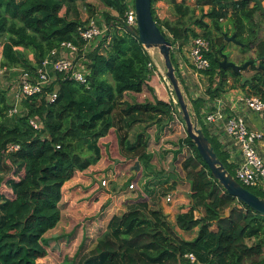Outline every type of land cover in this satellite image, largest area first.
Here are the masks:
<instances>
[{
  "label": "trees",
  "instance_id": "1",
  "mask_svg": "<svg viewBox=\"0 0 264 264\" xmlns=\"http://www.w3.org/2000/svg\"><path fill=\"white\" fill-rule=\"evenodd\" d=\"M79 1L88 0H0V43L4 40L0 65L9 73L20 70L33 74L62 43L83 46L79 29L86 24L75 9ZM101 1L118 16L112 18V24L107 16L111 28L89 55L87 85L58 74L43 94L23 101L22 115L13 116L9 115L7 91L0 87V190L9 184L13 192L12 198L0 193V264H46L42 261L48 255L45 235L61 221L63 187L76 172L86 171L101 160L99 142L113 129L118 134L120 154L140 163L145 192L152 196L158 186L155 180L160 175L152 164L147 130L156 127L159 138L175 128L174 114L181 116L172 100H126L128 93L144 89L154 94L148 85L153 60L125 27L129 3ZM159 1L170 5L175 20L157 18L154 6ZM194 1L195 7L185 1L152 0V13L170 42L186 44L199 36L210 41L205 95L216 100L230 89H242L264 101V69L258 68L264 66V40L259 39L261 22L257 19L259 15L264 20L259 6L264 0ZM226 26L241 43L242 54L256 53L258 66L250 67L254 71L251 82L242 84V76L219 66V52L227 43ZM172 62L178 73L173 56ZM53 92L56 98L50 101L48 95ZM208 102L204 97L191 100L205 136L235 177L220 143L201 124V109ZM33 119H39L43 128H34ZM180 121L184 126L182 118ZM138 124L145 125V132L131 141L129 132ZM13 145L19 149L10 151ZM177 147L175 157L184 150L188 153L181 168L190 184V209L178 214L173 225L161 209H150L148 202L142 201L110 220L107 231L80 264H264V215L247 205L238 207L237 198L219 185L189 136ZM246 189L264 198V192L256 188ZM232 206L231 215L224 217ZM195 230L191 240L180 234ZM189 254L195 256L194 263Z\"/></svg>",
  "mask_w": 264,
  "mask_h": 264
},
{
  "label": "crops",
  "instance_id": "2",
  "mask_svg": "<svg viewBox=\"0 0 264 264\" xmlns=\"http://www.w3.org/2000/svg\"><path fill=\"white\" fill-rule=\"evenodd\" d=\"M178 2H183L184 0H177ZM155 14L159 20H175V16L171 10L170 5L165 1H159L155 4ZM207 9V8H206ZM182 46L184 44L180 43ZM181 51H184L183 49ZM149 52V51H148ZM150 54V53H149ZM151 55V54H150ZM152 57V56H151ZM181 58L183 60L178 61V78L182 81L183 73L186 65L187 56L185 53H182ZM153 59V58H152ZM184 61V63H183ZM155 69L153 71V75L148 83L150 88H153L154 94L149 93L146 89L143 90L142 93H128L126 95V100L132 103H144L146 101L153 102L155 98L162 100L164 102H169V89L166 87L164 79H161L158 74L155 75ZM182 74V75H181ZM209 76L203 74L200 78H195L193 75H189V79L191 83L194 81L204 82L205 79ZM186 85V83H185ZM209 85V84H208ZM206 86V89L208 87ZM171 91V90H170ZM202 93V92H200ZM242 89H230L218 99L221 102H224L227 108H238V102L241 101L246 96H251L246 94ZM173 94V93H172ZM193 95V93H190ZM194 97L200 98L203 96L207 100V96L194 94ZM217 100V99H216ZM208 104H213L215 100H207ZM229 112V111H228ZM244 114L246 118V122L250 130L258 131L263 134L262 140L256 142L258 151L262 158L264 159V113L261 115H257L253 112L242 110L241 114ZM145 125L138 124L134 126L130 132V140L135 141L138 134L145 132ZM210 131V130H209ZM147 134L150 136L149 140V150L151 153H154L155 150L158 152L157 156L153 158L152 164L156 168V171L159 173L160 177H158L155 182L162 187L159 192H156L151 196L148 195V198H144L143 193L142 196L138 199L133 200L129 199L125 202L126 197L134 196L130 195L132 191L123 187V180L128 178L130 183L137 182L144 178L143 169L140 166V171L135 174L134 167L136 166L137 160L130 157H123L120 155L119 149V139L116 129L110 131V133L102 138L99 142V145L102 150V158L101 160L90 167L88 170L83 172H76L72 179L68 181L63 187V199L60 203L61 209V221L58 225L63 221V208L67 207L68 212L74 215L76 213H82L87 210L92 209L94 212L98 210V213L104 209L101 214L105 213L104 222H106V226L109 224L110 220L114 216H119L121 214H115V211L121 209L123 204H125L124 212H127L131 209H134L140 206L142 201H147L150 209H161L165 215L168 216V220L175 225L176 217L180 213H185L190 209V186L188 187L187 196L183 194V191L180 189L181 185L177 181L176 173L171 170L172 161L175 159V153L177 151V147H173V145H169L167 140L174 136H172L171 132L164 131L159 138H157L158 132L156 127H150L147 130ZM212 137H214L220 143V149L227 155L228 163L234 167L235 165L232 162L230 155L227 151V143L226 138L224 136H216L210 131ZM153 148V149H152ZM115 155V157H114ZM121 158H118L120 157ZM231 161V162H230ZM181 166V165H180ZM120 167L123 169L122 174H120ZM103 178L110 179V183L108 187H103L101 184V180ZM154 178V177H153ZM159 180V181H158ZM162 182V183H161ZM172 182H176L177 185H172ZM125 183V182H124ZM129 183V184H130ZM165 183V184H163ZM115 185V186H114ZM153 186V185H152ZM151 186V190L152 187ZM170 191H167L169 190ZM126 189V190H125ZM166 190L165 194H162ZM168 194H172V202H167L166 198ZM13 196V193H12ZM9 197V198H12ZM122 213V214H123ZM72 222V219L70 220ZM103 222V223H104ZM56 229V228H55ZM51 230L45 235V239L51 235V233L55 230ZM74 229V228H73ZM197 232V230H195ZM194 231V232H195ZM182 235V234H181ZM196 236V235H195ZM194 236V237H195ZM193 239V238H192ZM97 242L95 243V245ZM94 245V247H95ZM49 247H47L48 250Z\"/></svg>",
  "mask_w": 264,
  "mask_h": 264
},
{
  "label": "built area",
  "instance_id": "3",
  "mask_svg": "<svg viewBox=\"0 0 264 264\" xmlns=\"http://www.w3.org/2000/svg\"><path fill=\"white\" fill-rule=\"evenodd\" d=\"M126 2H128L130 6L125 15V27L130 26L135 29L137 22L134 0H126ZM107 32V26H100L96 20L92 19L86 26H82L79 29L80 38L84 43L83 46H77L72 42H64L61 44L60 48L54 49L51 52L50 56L42 62L33 74L28 71H21L18 84L13 88L11 87V92L9 93L10 97L8 96L11 105L9 115H22L24 113L22 109L23 101L36 95L43 94L46 88L55 82L58 74L68 76L76 82L87 85L86 74L88 70H85L81 66L78 68L76 61L80 53H83L85 56L83 50L87 53L94 52L95 49L98 48L96 41L105 38ZM182 49L184 51H181ZM211 51L212 46L210 41L202 36L191 38L183 46L180 42H171V55L174 56L177 62L183 60L181 58L182 53H185L187 56L185 71L183 75L181 74L184 79L183 83H186V85L197 83L202 95H204L206 89L202 87L200 81L191 83L189 75L200 78L205 74L211 66L208 58ZM150 66L153 67V64H150ZM0 73L4 74V72ZM0 87L3 88L2 86ZM48 98L50 101H54L56 92L49 94ZM207 100H209V98H207ZM172 101L177 107L178 104H175V97L172 98ZM238 105V108H227L220 99L213 101V104L205 105L201 109L203 123L216 136H224L226 138L227 151L235 165L234 173L236 180L245 188L247 186L264 192V159L260 155L256 145L257 141L262 140L263 134L258 131L250 130L244 114H241L243 109L257 115L263 114L264 101L258 96L251 95L241 99ZM174 118L176 121L178 120L177 114H174ZM31 124L36 129L43 128V123L39 119L31 120ZM18 149L19 146L17 145L10 146L9 148L10 151ZM109 183L110 179L103 178L101 180L103 187H108ZM5 187L6 185L2 187L1 194L9 198L8 192L4 191ZM161 187V185L156 186V192L162 190L160 189ZM128 189L136 192L135 184L131 183ZM12 193L11 190V194ZM142 193L144 198H148V195L144 192ZM172 199V194H168L166 198L167 202H172ZM188 258L192 263L196 261L193 254H189Z\"/></svg>",
  "mask_w": 264,
  "mask_h": 264
},
{
  "label": "rangeland",
  "instance_id": "4",
  "mask_svg": "<svg viewBox=\"0 0 264 264\" xmlns=\"http://www.w3.org/2000/svg\"><path fill=\"white\" fill-rule=\"evenodd\" d=\"M184 1L187 5L191 7H195L194 0H184ZM263 6H264V3H263ZM75 9L77 10L78 18L84 24H87L90 20L94 19L98 22V24H100V26L108 27L109 24L107 22V16H110V21H109L110 24L113 23L112 18H115L118 16L115 11L108 8L101 0H88L86 2L79 1L75 5ZM205 10H208V8ZM257 19L261 22V26L259 30V39L264 40V20L261 19L259 15H257ZM229 28L231 27L226 26L224 29V32L226 35L229 33L228 36L230 37L233 35V32L229 30ZM101 40L102 39H99L98 41H96V44L99 45ZM3 42L4 40H2L0 44H2ZM225 46L226 47L224 49V54L228 56L230 61H233L238 65H241L243 61L257 59L255 51L248 52L247 54H242L240 50V46L234 44L233 42H227ZM218 48L219 46L216 47V49ZM83 52L85 56L83 55V53H80L79 58L76 61V65L78 66V68L81 66L85 70H89L88 68H86V63L90 62L89 60L90 53H87L85 50H83ZM149 53L151 54L153 58L152 59L153 60V70L155 69V72H157L155 73V75L158 74L161 79H164V74L166 72V69H165L164 62L161 58V55L159 54V51L151 50L149 51ZM30 59H33L32 55H30ZM0 61H1V58H0ZM176 64H177V61H176ZM0 72H4V74L0 73V86H2L3 89L7 91V96H9V93L11 92L10 91L11 87L13 88L14 86L18 84L20 70H13L12 72H10L11 73L10 75V73L0 65ZM253 74H254V71L249 68L248 70L243 72L242 76L252 77ZM176 75H178L177 72H176ZM181 82H183V80ZM208 84H209L208 78H206L204 82H201V85L204 89H206V86ZM184 86L186 87V91L188 93L190 100L197 98V97H194L195 96L194 94L202 95L200 93V88L197 85V83H194L192 85L184 84ZM190 93H193V95H190ZM246 94L249 95V93H246ZM173 97H175V94L173 96L171 91L169 90L170 100H172ZM175 102H176L175 104H177L176 97H175ZM177 110L180 111L179 105L177 106ZM180 120L181 118L178 116V120L177 121L175 120V128L173 129V131H171L172 132L171 134L174 137L170 139H165L167 140L166 142H168L169 145H173V147H177L178 142L187 136L186 127L185 125L182 126V122ZM201 124L203 127H205V129L210 134L209 128L203 125V119H201ZM155 148L156 147H154V153H153L154 158L157 156V153H158L155 150ZM187 155L188 153H186V150H184L181 153H179L175 157V159L172 161V165H173L172 171L173 173L174 172L176 173L177 181L181 185L180 189L183 191V194L185 196H187L186 192H188V187L190 186V184L185 179V174L180 165L182 164L184 159L187 157ZM121 156L118 158H121ZM122 172H123V169L120 167V174H122ZM16 179H18V177ZM128 180H129L128 178L123 180L124 188L129 187V185L131 184ZM145 182L146 180H143V179L139 181V184L135 182L134 184L136 186V192L132 191L130 195H134V196L126 197L125 202H127L129 199H132V198L133 200L140 198L142 196L141 191L146 194L143 188V185L145 184ZM4 191L8 192L7 193L8 197L12 196L11 188L9 184L6 185V187L4 188ZM1 192L2 191L0 190V193ZM103 210L104 209H102L101 212ZM123 210H127L125 209V204H123L120 210L115 211V214H122ZM101 212L98 213V210L94 212L92 209H90L82 213H76L74 215V213L73 214L69 213L67 207L64 206L63 221L60 223V225L56 226V229L46 239L48 240L47 247H49L48 255L42 261L46 264H80L81 260L83 259V256L86 255L94 247L98 239L107 231L108 225L106 226V222H104V217L106 216V214L105 213L101 214ZM71 219H72V222L70 221ZM180 234H182L185 239L191 240L192 238H194L197 232L195 231L193 233H186V234L180 232Z\"/></svg>",
  "mask_w": 264,
  "mask_h": 264
},
{
  "label": "water",
  "instance_id": "5",
  "mask_svg": "<svg viewBox=\"0 0 264 264\" xmlns=\"http://www.w3.org/2000/svg\"><path fill=\"white\" fill-rule=\"evenodd\" d=\"M134 6L136 11V28L134 29L127 26L126 29L139 40L146 50L159 51L166 69L164 82L169 90H171V93L175 94L177 104L180 108L179 114L186 127L187 136L193 141L199 154L208 165L213 177L218 181L219 185L223 187L228 194L237 198L239 202L238 207L241 208L242 204L247 205L255 212L264 215V198L247 190L229 173L225 165L218 158L210 140L205 136L202 128L199 126L198 116L192 106L185 86L176 75V68L172 62L171 42L162 33L153 17L152 0H134ZM259 6L262 12H264L263 3L259 2ZM225 38L227 42H233L241 46V43L236 39V35L229 37L225 34ZM257 63V60L251 59L246 61L243 65H238L230 61L226 54H223V60L220 61L219 66L223 70L231 69L235 74L242 76L243 72L251 66H258ZM258 68L264 69V66L261 65L258 66ZM251 81V77H242V84ZM170 167L172 170L173 165L171 164ZM133 169L135 174H137V172L140 171V163L137 162ZM234 209L235 206L228 209L224 213V217H229Z\"/></svg>",
  "mask_w": 264,
  "mask_h": 264
},
{
  "label": "flooded vegetation",
  "instance_id": "6",
  "mask_svg": "<svg viewBox=\"0 0 264 264\" xmlns=\"http://www.w3.org/2000/svg\"><path fill=\"white\" fill-rule=\"evenodd\" d=\"M223 54H224V50H220V52H219V57H220V61H222L223 60ZM229 59V58H228ZM248 70V69H247ZM243 77V76H242Z\"/></svg>",
  "mask_w": 264,
  "mask_h": 264
}]
</instances>
